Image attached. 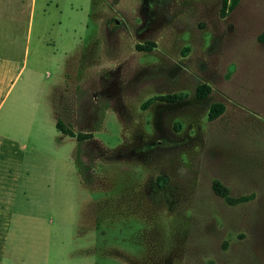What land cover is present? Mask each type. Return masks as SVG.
Segmentation results:
<instances>
[{
  "label": "rangeland",
  "instance_id": "374dc122",
  "mask_svg": "<svg viewBox=\"0 0 264 264\" xmlns=\"http://www.w3.org/2000/svg\"><path fill=\"white\" fill-rule=\"evenodd\" d=\"M219 8L36 0L26 52L0 50L18 57L0 86V155L29 171L14 199L28 218L0 264H264V0ZM41 19L59 26L39 33ZM214 181L251 199L228 206Z\"/></svg>",
  "mask_w": 264,
  "mask_h": 264
},
{
  "label": "crops",
  "instance_id": "0c3cea01",
  "mask_svg": "<svg viewBox=\"0 0 264 264\" xmlns=\"http://www.w3.org/2000/svg\"><path fill=\"white\" fill-rule=\"evenodd\" d=\"M35 4L36 0H0V50L2 47L6 48L5 44L6 49L12 51L19 50V47L23 45L26 52ZM41 13L43 15L45 11L41 9ZM46 19L40 20L39 33L52 31L56 26H59V22ZM41 36L39 39L42 41L44 38ZM16 57L13 54H0V86L6 77L8 67L17 64L14 61L18 59ZM12 162L17 163L18 160H14L10 156L0 155V256L5 252L8 237H14L12 228L23 219L28 218L23 213L18 212L19 206L20 210L23 208V201L20 199V204L17 205L14 199L20 195L27 201L29 171L22 164L13 165L15 169L12 165H5V163ZM35 185L38 187L39 183Z\"/></svg>",
  "mask_w": 264,
  "mask_h": 264
},
{
  "label": "trees",
  "instance_id": "16d2710c",
  "mask_svg": "<svg viewBox=\"0 0 264 264\" xmlns=\"http://www.w3.org/2000/svg\"><path fill=\"white\" fill-rule=\"evenodd\" d=\"M239 0H220V8H219V16L220 18H224L226 14H228L230 11H232L238 4ZM261 42H264V35H262L259 39ZM139 50H146L147 48L138 46L136 47ZM210 92V89L205 86V85H198L195 88L194 91V96L198 100L204 99ZM185 99L184 94H174V95H169V96H161V97H153L148 99L146 102H144L141 105V109L145 110L149 105L153 104L154 102H164L167 104H175L178 102H181ZM224 110V107L220 103H213L209 106L208 108V113H207V121L212 122L215 120L217 117H219ZM54 127L56 131L62 133L63 135H67L69 137H73V133L67 129H65L62 124L59 121H56L54 124ZM92 139V135L90 133L86 134H76L75 135V140L77 144L85 141V140H90ZM211 190L213 194L222 199L224 203L228 206H235L238 204H243L246 203L251 199V196H240L236 198H232L229 196L228 190L223 187L219 182L214 181L211 184Z\"/></svg>",
  "mask_w": 264,
  "mask_h": 264
}]
</instances>
